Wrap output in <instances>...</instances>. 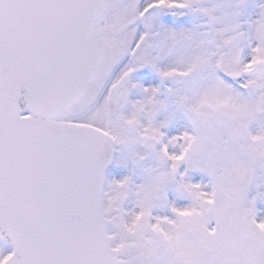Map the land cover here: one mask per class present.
Masks as SVG:
<instances>
[{"label":"snow or ice","instance_id":"1","mask_svg":"<svg viewBox=\"0 0 264 264\" xmlns=\"http://www.w3.org/2000/svg\"><path fill=\"white\" fill-rule=\"evenodd\" d=\"M0 264H264V0H0Z\"/></svg>","mask_w":264,"mask_h":264}]
</instances>
